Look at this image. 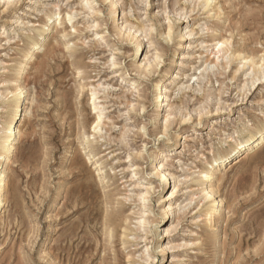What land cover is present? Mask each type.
Segmentation results:
<instances>
[{"label":"rangeland","instance_id":"rangeland-1","mask_svg":"<svg viewBox=\"0 0 264 264\" xmlns=\"http://www.w3.org/2000/svg\"><path fill=\"white\" fill-rule=\"evenodd\" d=\"M204 4L0 0V136L17 82L14 64L29 51L20 78L26 95L21 139L0 214V264H76V246L87 239L94 247L99 239L89 264H100L106 254L102 264H264V146L215 165L209 185L223 202L211 220H203L199 193V171L212 154L264 120V78L252 86V61L244 65L242 59L251 54L263 62L264 0ZM56 5L48 43L34 52L28 39L38 36ZM182 32L184 46L172 62ZM220 39H229L228 51L211 54L208 48ZM149 60L157 64L153 73L140 75L136 67ZM167 77L173 84L166 103L181 105H173L165 128V109L158 110L153 96L155 83ZM94 92L104 111L96 131ZM212 110L217 113L208 115ZM164 149L169 155L156 158ZM76 158L85 163L82 175L73 166ZM166 161L173 163L165 167L172 186L156 173ZM87 173L95 193H106L105 207L122 219L107 242L102 223L88 215L91 201L75 203L73 197ZM166 202L173 215L165 213ZM80 221L84 228L71 255L66 241L59 256L61 239ZM157 227L170 229L167 259L158 252Z\"/></svg>","mask_w":264,"mask_h":264},{"label":"bare ground","instance_id":"bare-ground-1","mask_svg":"<svg viewBox=\"0 0 264 264\" xmlns=\"http://www.w3.org/2000/svg\"><path fill=\"white\" fill-rule=\"evenodd\" d=\"M203 1L205 3L204 7L208 8L211 1H214V0H203ZM55 8L57 11L47 16V21L43 24L42 26L43 29L40 30L38 36L36 37L34 36L28 39L32 51L35 52V51L41 50L42 48H45V46L47 45L48 37H49V29H46V28L48 27V22L52 19L53 15L59 13L58 12L59 6L56 5ZM217 13L218 12H216L214 16L216 15L220 17L222 15L221 14L222 11L219 12L218 14ZM116 14H117V9L113 10L112 18H116ZM71 19H72V16L69 15V20ZM139 31L141 30L139 29L138 32ZM135 37L138 39L136 42L137 52L141 51L142 49L141 55H143L145 51V47H143V40H140L137 34L135 35ZM184 37H185V33L182 32L180 34V42L178 43L177 49L174 52L172 62L180 55L179 53L180 49L184 46L182 42ZM228 43H229V39H224V40L220 39L216 43L212 44L211 47L208 48V51H210L211 54L214 53L218 55L221 52L225 51V49L228 51V49L225 48L226 46H228ZM28 52H24L14 64L13 79L17 82L15 83L13 90H10L9 92L12 98L11 104H10V110H9L10 114H9V117L5 120V124L2 126V133L0 136V214L3 212V208L7 204V201H6L7 195H8L7 185L9 182L8 179H9V173H10V164L12 162L13 157L17 153L18 140L21 139L20 123L23 119L24 112H25L26 95H25V87L21 83L20 78H23V73L25 70ZM242 54L243 53L240 52V55ZM242 59H245L244 65L248 63L249 59L252 61L253 71L254 73H256V75L253 76L252 83H251V85L254 86L261 78H264V57L262 59L263 60L262 63L257 62L255 60V57H253L251 54H244L242 56ZM148 62L149 64L136 67L137 72L140 75L146 76L147 74L153 73V69L154 67L157 66V64L154 63V60H153V63L150 60ZM170 79H171L170 77L169 78L167 77L165 79L157 81L155 83L154 96H153V101L155 105L157 106L158 110L165 109L161 117V119H164L165 123L163 125L165 128L168 126L170 118L174 114L173 112L174 109L172 107L174 103L176 102L175 101L174 103H169V102L166 103L167 98H169V95L167 93L169 91L168 85L173 84V82H170ZM96 94L97 92H94L93 105H94V110L97 111V120L95 121V124L93 125V131L101 129L103 118H104V111H103L102 106L98 104L97 102ZM118 98H122L121 95ZM125 99L128 101V103L130 102L128 98H125ZM179 105H181V103ZM179 105H178V108H179ZM176 108L177 107H175V109ZM215 113L217 112L212 110L211 112H208L207 114L215 115ZM183 120H184V116H183ZM88 126H89V122H85L82 127L86 129ZM233 141L234 142L230 144L228 148L223 150V152H218L217 155L212 154L211 159L207 160V162L203 166V169L199 171V174H200L199 193L201 195V200L204 202L203 206L206 205L203 210V215H204L203 220H211L217 214L223 202V198L216 196L218 189L216 188L217 189L216 190L214 187L209 185L213 181L215 165L220 166V167L224 166L228 162H230L232 159L237 157V155L240 153L245 154L246 152L255 151L263 147L264 146V120L258 122L251 129L247 128V129L242 130L239 133V136L235 138ZM177 145L179 146V141L177 142ZM172 150L174 149H170L169 151H172ZM167 151L168 149L158 150L156 154V158L166 156L165 154ZM84 164L85 163L80 158L74 159L73 166L78 171V175L83 174L82 167L84 166ZM166 165H173V163L170 161H166L165 163L158 165L156 167V171H157L156 173L157 175H159L161 180L168 181V184L172 186V182L168 180L169 179L168 177L172 174L170 172L165 171ZM135 175L136 173L132 176V179H134ZM93 178H94L93 174L87 173L86 179L80 182L75 188V190L73 191V197H74L75 203H86V202L91 201L88 207L89 208L88 215L89 216L93 215L94 220H97V223H102V227H103L102 230H103V234L105 237L104 241L107 242V240H111V238L115 236L117 229L119 227H123L122 219L120 218L121 216L117 215L115 212L110 213L108 206L105 207V204H107L106 201H109V199L106 196V193L104 194L95 193V185L93 184ZM175 189H176V185H174V187L171 190V196L174 195ZM137 196H139V194H137ZM169 199H171V197ZM166 205H167V208H166L167 210L164 209L165 213L166 214L169 213L173 215V208L171 204L167 203ZM91 222L92 221L90 219L86 221V223L84 221H80L71 227L69 234L67 236L65 235L64 239L63 238L61 239V243L59 244V248H58L59 256L62 255L60 252L66 251L65 250L66 248L63 245L65 244L66 241L68 242V248H67L68 251L66 252H68L67 253L68 255H71V252L75 246L74 245L75 238L80 236V230L84 228V223H85V228L90 229L89 226ZM124 223L126 222L124 221ZM124 228L125 230H127V227H124ZM156 231H158L156 234V242L158 245L157 248L159 249L158 252L161 253L162 258L167 259L169 258V255L167 256L169 249L173 248L172 246H170L169 242H166V238L168 234H165V233H170V229L169 228L162 229V227H157ZM82 241L83 240H81V242ZM86 241H88L87 245L84 246L78 243L76 246L77 247L76 248L77 249L76 264H80V263L89 264L92 261L93 256L95 255L94 249L95 251L99 250V239H96L95 247H94V243H92L90 239H87ZM106 256L107 254L104 255L100 264H102ZM73 258L71 259L73 260ZM115 264L117 263L115 262ZM211 264H214V262Z\"/></svg>","mask_w":264,"mask_h":264}]
</instances>
